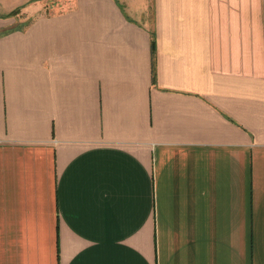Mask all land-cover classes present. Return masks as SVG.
I'll return each instance as SVG.
<instances>
[{
  "label": "crops",
  "instance_id": "crops-1",
  "mask_svg": "<svg viewBox=\"0 0 264 264\" xmlns=\"http://www.w3.org/2000/svg\"><path fill=\"white\" fill-rule=\"evenodd\" d=\"M62 6L0 13V264H264V0Z\"/></svg>",
  "mask_w": 264,
  "mask_h": 264
},
{
  "label": "rangeland",
  "instance_id": "rangeland-1",
  "mask_svg": "<svg viewBox=\"0 0 264 264\" xmlns=\"http://www.w3.org/2000/svg\"><path fill=\"white\" fill-rule=\"evenodd\" d=\"M64 0H0V13L10 22L7 29H23L37 13L47 9H62ZM28 7L29 12L25 11ZM34 15L30 16V13Z\"/></svg>",
  "mask_w": 264,
  "mask_h": 264
},
{
  "label": "trees",
  "instance_id": "trees-1",
  "mask_svg": "<svg viewBox=\"0 0 264 264\" xmlns=\"http://www.w3.org/2000/svg\"><path fill=\"white\" fill-rule=\"evenodd\" d=\"M11 31V29L7 30V32ZM3 34L2 32H0V35Z\"/></svg>",
  "mask_w": 264,
  "mask_h": 264
}]
</instances>
